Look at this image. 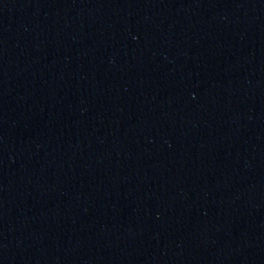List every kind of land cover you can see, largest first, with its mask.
I'll list each match as a JSON object with an SVG mask.
<instances>
[{"label": "water", "instance_id": "95a60500", "mask_svg": "<svg viewBox=\"0 0 264 264\" xmlns=\"http://www.w3.org/2000/svg\"><path fill=\"white\" fill-rule=\"evenodd\" d=\"M0 264H264V0H0Z\"/></svg>", "mask_w": 264, "mask_h": 264}]
</instances>
